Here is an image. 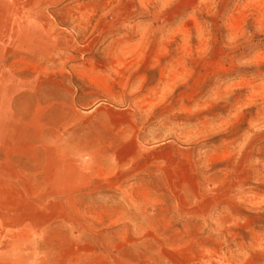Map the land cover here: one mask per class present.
Returning a JSON list of instances; mask_svg holds the SVG:
<instances>
[{
    "label": "rangeland",
    "instance_id": "1",
    "mask_svg": "<svg viewBox=\"0 0 264 264\" xmlns=\"http://www.w3.org/2000/svg\"><path fill=\"white\" fill-rule=\"evenodd\" d=\"M22 4L0 67L11 248L264 264V0Z\"/></svg>",
    "mask_w": 264,
    "mask_h": 264
},
{
    "label": "crops",
    "instance_id": "2",
    "mask_svg": "<svg viewBox=\"0 0 264 264\" xmlns=\"http://www.w3.org/2000/svg\"><path fill=\"white\" fill-rule=\"evenodd\" d=\"M22 2L24 0H0V67L5 61V18L18 17L20 10H24ZM10 241L5 239V173L2 172L0 173V264H41L36 260H25V255L20 257L26 250L22 251V248L16 247L17 245L11 248Z\"/></svg>",
    "mask_w": 264,
    "mask_h": 264
}]
</instances>
